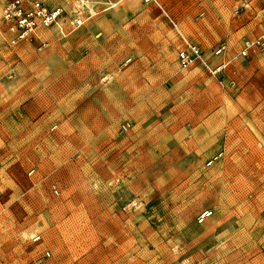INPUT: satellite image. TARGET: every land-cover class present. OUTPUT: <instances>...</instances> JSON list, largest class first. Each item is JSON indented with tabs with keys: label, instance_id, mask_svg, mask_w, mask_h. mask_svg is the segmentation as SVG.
<instances>
[{
	"label": "rangeland",
	"instance_id": "374dc122",
	"mask_svg": "<svg viewBox=\"0 0 264 264\" xmlns=\"http://www.w3.org/2000/svg\"><path fill=\"white\" fill-rule=\"evenodd\" d=\"M7 1L0 264H264L258 0H38L14 43Z\"/></svg>",
	"mask_w": 264,
	"mask_h": 264
},
{
	"label": "built area",
	"instance_id": "2783aa9c",
	"mask_svg": "<svg viewBox=\"0 0 264 264\" xmlns=\"http://www.w3.org/2000/svg\"><path fill=\"white\" fill-rule=\"evenodd\" d=\"M30 2L31 8L24 11L22 2ZM3 18L7 21L8 38L11 43L18 40L32 38L35 35V26L37 22L48 25L59 18L60 9H48L38 0H9L3 8ZM177 31V36L181 46L177 51V61L181 68H187L195 62L200 61L206 65L199 46L189 40L183 32L178 28L175 22H172ZM218 49L216 52H219ZM242 54H246L245 50H241ZM208 68L209 66L206 65ZM210 71H214L209 68ZM221 155L216 153L208 160V164L213 162Z\"/></svg>",
	"mask_w": 264,
	"mask_h": 264
},
{
	"label": "crops",
	"instance_id": "0c3cea01",
	"mask_svg": "<svg viewBox=\"0 0 264 264\" xmlns=\"http://www.w3.org/2000/svg\"><path fill=\"white\" fill-rule=\"evenodd\" d=\"M258 3H260V5H258L261 8H264V0H258ZM180 29V28H179ZM179 39V38H178ZM190 40V39H189ZM180 41V40H179Z\"/></svg>",
	"mask_w": 264,
	"mask_h": 264
}]
</instances>
